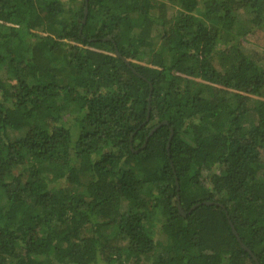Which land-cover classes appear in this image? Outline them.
I'll return each instance as SVG.
<instances>
[{
  "label": "trees",
  "instance_id": "trees-1",
  "mask_svg": "<svg viewBox=\"0 0 264 264\" xmlns=\"http://www.w3.org/2000/svg\"><path fill=\"white\" fill-rule=\"evenodd\" d=\"M263 28L264 0H0V264H264Z\"/></svg>",
  "mask_w": 264,
  "mask_h": 264
},
{
  "label": "water",
  "instance_id": "water-1",
  "mask_svg": "<svg viewBox=\"0 0 264 264\" xmlns=\"http://www.w3.org/2000/svg\"><path fill=\"white\" fill-rule=\"evenodd\" d=\"M85 12H86V9H85ZM147 119H148V116L146 117V120H147ZM163 122L165 123V121H163ZM144 123H145V121H144ZM171 135H172V131H171ZM171 135H170V136H171ZM170 136H169V138H170ZM176 198H177V206H178V209H179L180 212H182V208H181V206H180V202H179L178 195L176 196ZM203 203H204V204H211L212 202L204 201ZM198 204H199V203H196L195 205H193V206L191 207V209L197 207ZM191 209H190V210H191ZM229 223H230V222H229ZM230 227H231V230H232V232H233V234H234L236 240H237L238 243L240 244V246H241L245 251H247L248 253H251L250 249H249L246 245H244V244L241 242V240H240V238H239V236H238L236 230L234 229V227L232 226L231 223H230ZM253 259L256 261V258H255L254 256H253ZM256 264H258L257 261H256Z\"/></svg>",
  "mask_w": 264,
  "mask_h": 264
},
{
  "label": "rangeland",
  "instance_id": "rangeland-1",
  "mask_svg": "<svg viewBox=\"0 0 264 264\" xmlns=\"http://www.w3.org/2000/svg\"><path fill=\"white\" fill-rule=\"evenodd\" d=\"M256 44L264 47V28L248 37L246 44L248 47L253 48Z\"/></svg>",
  "mask_w": 264,
  "mask_h": 264
}]
</instances>
